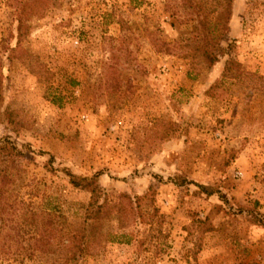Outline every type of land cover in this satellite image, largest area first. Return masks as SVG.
<instances>
[{"label":"rangeland","instance_id":"obj_1","mask_svg":"<svg viewBox=\"0 0 264 264\" xmlns=\"http://www.w3.org/2000/svg\"><path fill=\"white\" fill-rule=\"evenodd\" d=\"M189 2L210 47L234 39L264 79V0H235L230 16ZM183 3L0 0V112L14 113L0 138L23 153L12 207L0 202V264H264V80L222 78L227 56L209 66L184 44L197 15ZM68 173L99 174L91 215ZM124 195L134 214L120 227Z\"/></svg>","mask_w":264,"mask_h":264},{"label":"trees","instance_id":"obj_2","mask_svg":"<svg viewBox=\"0 0 264 264\" xmlns=\"http://www.w3.org/2000/svg\"><path fill=\"white\" fill-rule=\"evenodd\" d=\"M183 6L186 7V5L189 6L193 11L192 13H196L197 17L196 23L193 26L192 30V37L187 39L184 44H188L189 47H192V50L200 55L204 59V61L207 63V65L212 66L215 65L218 62V59L220 57L227 56L221 76L222 78L231 77L234 79H242L243 77H249L256 79L258 81H262L263 78L258 76L255 73L252 72H246L242 69V66L240 62H238L233 56L232 53L235 49L236 41L234 39H231L230 42L227 43L226 38V30L223 32H220L217 36V44L227 43L228 45L226 47L224 46H217L215 49L210 47V44H212V36L210 32V26L209 23L204 20L201 15H199V5H191L192 3H185L188 2V0H183ZM235 0H220L218 4H223L224 11L230 16L232 13V8ZM219 42V43H218ZM260 79V80H259ZM264 80V79H263ZM2 70L0 67V107L3 102V96H2ZM0 115L2 117L3 123H6L8 125H13V116L14 113L9 109H4L2 112H0ZM16 127V126H15ZM15 129V128H14ZM23 158V153L20 152L17 147L12 143L10 138L8 136H4L0 138V202L2 203L3 208L5 206H10L12 204V195L8 193V188L10 185H12L17 178L16 174L14 173V168L16 165V159ZM98 175L95 174L91 178L86 177H78L74 174L68 173L67 176L69 177V183L72 185V187L76 189H81L88 191L91 194V202L89 203L87 212L91 215V208L93 205H95L98 201L99 195L101 194V188L98 184ZM201 190H204L206 194H209L210 192L206 190L204 186H199ZM123 198L128 201L127 204H124L122 202H119L118 204H115L111 209L116 216L117 220L119 222L120 227H124V225L130 223V219L132 218V215L134 214V210L131 207V198L127 197V195H124ZM257 205V202L255 203ZM103 204L99 205L96 212H94L93 217H96L99 219V211L102 209ZM30 215L32 218L36 217V214L30 212ZM90 215H87V219H90ZM256 217H254V220L259 223L262 227H264V215L255 214ZM46 216V215H45ZM49 216V215H47ZM262 220V221H260ZM37 231L38 236H42L45 234V230L42 232L39 230ZM71 241L76 240V242L73 244L74 246V254H72L71 259L82 257L86 254V251L88 250V244L86 242V229L78 230L74 232L72 236L69 237Z\"/></svg>","mask_w":264,"mask_h":264}]
</instances>
